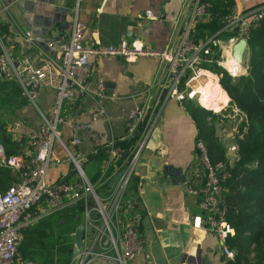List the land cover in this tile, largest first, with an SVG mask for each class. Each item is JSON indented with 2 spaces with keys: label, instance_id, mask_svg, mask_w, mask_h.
<instances>
[{
  "label": "built area",
  "instance_id": "1",
  "mask_svg": "<svg viewBox=\"0 0 264 264\" xmlns=\"http://www.w3.org/2000/svg\"><path fill=\"white\" fill-rule=\"evenodd\" d=\"M75 1L68 31H49L42 45L37 44L29 30H12L32 49V56L18 57L11 42L9 27L12 25L7 26L8 30H2L0 24V79L13 80L20 89V97L34 106L41 90L48 89L53 93L52 104L47 110L36 107L40 122L26 135L28 152L25 156L7 155L0 143V167L9 169L14 177V182L0 192V264H31L18 254L20 230L49 213L77 204L80 223L84 227L81 247L74 244L76 253L67 264H91L93 261L130 264L135 256L141 254L145 239L139 230L140 206L137 196L130 193L129 184L149 130L158 120L160 101L167 97L176 101L193 99L200 95L194 83L202 86L210 80L219 85V74L208 67L213 63L232 76L245 73L244 64L239 66L241 71L233 74L224 63L227 55L232 57L233 45L238 40L247 42L250 31L264 17V2L244 9L234 1L220 19L218 30L200 39L195 35V25L208 19L210 5L204 0H190L189 16L177 37L176 46L156 50L124 40L117 44L84 43V27L76 17L77 4L83 0ZM144 16L152 18L151 11L145 10ZM104 57L125 60L148 57L162 64L156 85L165 91L163 98L143 96L141 103L128 109L124 116V134L119 139L113 136L103 139L93 127V123L102 117L105 92L101 78L94 80L93 88L87 86V81L91 76V62ZM84 97L92 101L90 121L73 123L69 138L63 141L58 131L63 121L62 106ZM203 106L208 108L205 104ZM81 131L89 134L87 152L81 149ZM132 137L135 138L129 145L122 147L119 144V141ZM55 144L62 151V157L54 154ZM194 145L201 178L194 183L185 181L183 190L197 197L198 207L203 213L198 217L199 225L218 237L222 253L234 264L233 251L225 246V239L232 235L233 230L224 219L222 164L210 161L202 140L197 139ZM100 150L104 157L95 160L98 166L94 165L88 174L85 164L94 160L91 157ZM122 153H125L123 158ZM63 160L72 165L76 180L67 182L60 178L47 182L48 167ZM119 170L122 171L120 176L109 188V178ZM96 190L100 193L97 194ZM88 192L92 194V200L88 199ZM91 209L96 211L97 218L90 217Z\"/></svg>",
  "mask_w": 264,
  "mask_h": 264
},
{
  "label": "crops",
  "instance_id": "2",
  "mask_svg": "<svg viewBox=\"0 0 264 264\" xmlns=\"http://www.w3.org/2000/svg\"><path fill=\"white\" fill-rule=\"evenodd\" d=\"M190 0H83L77 4L76 17L82 23L83 42L87 44H117L121 40L162 50L176 46L177 37L189 16ZM242 8L253 7L264 0H232ZM75 0H19L7 3L0 0V24L12 34V47L19 57L33 55L31 48L12 32L29 30L38 45L45 35L56 30L66 33L74 14ZM150 10L152 18L144 11ZM162 64L154 58L121 59L97 58L91 62V76L87 86L93 88L94 80L101 78L105 100L101 119L93 123L94 129L106 139H117L124 134V116L131 107L148 99L162 97L163 89L156 85L161 76ZM161 88V89H159ZM51 90H41L35 106L24 102L7 118L0 120L1 132L11 140L20 142L17 154L25 156L27 133L39 125L36 107L47 110L52 104ZM163 98V97H162ZM92 101L84 97L75 103H64L63 118L58 126L60 138L66 141L70 127L75 122L90 121ZM156 124L149 130L133 169L129 191L137 196L140 212V232L145 239L143 252L130 264H232L222 253L220 240L199 225L203 213L196 196L183 190L184 182L194 183L201 178L195 149V123L180 101L164 98L159 104ZM11 120V121H9ZM3 130V131H2ZM81 149L89 150L90 138L86 131L79 133ZM54 154L62 157L58 145ZM98 166L95 160L86 162ZM74 182L76 174L68 160L51 165L45 179ZM91 264H111L93 261Z\"/></svg>",
  "mask_w": 264,
  "mask_h": 264
},
{
  "label": "trees",
  "instance_id": "3",
  "mask_svg": "<svg viewBox=\"0 0 264 264\" xmlns=\"http://www.w3.org/2000/svg\"><path fill=\"white\" fill-rule=\"evenodd\" d=\"M204 1L210 6L207 9L208 19L195 25V35L200 39L217 31L220 19L233 3L232 0ZM247 46L245 73L232 76L215 63L208 66L220 75L219 84L225 91L222 90L217 96L213 106L223 105L228 97L229 105L240 116L236 131L228 141L229 145L234 146L230 156L225 155L227 142L217 140L213 135V126L207 120L210 113L197 106L192 99L185 98L180 102L195 123V141H203L212 163L222 164L224 219L233 230L232 235L226 237L225 246L233 251V263L264 264V17L258 27L250 31ZM24 102L13 80L0 79V110L12 112ZM3 125L0 122V128ZM134 138L119 141V144L125 147ZM0 143L7 155L17 154L20 142L11 140L1 132ZM103 157L100 150L91 159L99 161ZM13 182L14 177L9 169L0 167V192ZM63 210L68 212L66 223H72L74 227L80 214L78 204ZM52 236L49 224L43 219L37 220L31 227H23L20 230L19 256L24 261L38 256L42 260L40 264H60L59 259L55 258L59 239ZM64 252L69 257L67 248Z\"/></svg>",
  "mask_w": 264,
  "mask_h": 264
},
{
  "label": "rangeland",
  "instance_id": "4",
  "mask_svg": "<svg viewBox=\"0 0 264 264\" xmlns=\"http://www.w3.org/2000/svg\"><path fill=\"white\" fill-rule=\"evenodd\" d=\"M235 30L236 29H234V31ZM247 50H248V46H247V42H246V50L244 53V58L247 55ZM225 63H226V61H225ZM244 65H246V64L244 63ZM237 75H240V74H237ZM237 75H233V76H237ZM219 77H220V75H218V79H219ZM220 88L222 89L221 86H220ZM198 98H199V95H196L192 99V101L194 103H196L197 106L205 109L206 111H208L210 113L207 120H209L213 126V135L216 137L217 140L222 139V140H225L227 142L226 148H225V155L230 156L232 154V150L234 149V148L232 149V147H234V146L229 145L230 143H228V141L231 139L234 131H236V126H237L238 122L240 121V116H239L237 110L234 107L229 105V101H228L229 99L228 98H227L228 100L223 105H215L212 108H210V107L204 108L203 103H201ZM215 108H216V110H215ZM213 110H215V111H213ZM6 116H7V111L3 110L0 113V120L7 118ZM9 121H11V120H9ZM85 168H86L85 171L88 174H90V172H91V170L89 169L90 164ZM131 180H130V183H131ZM95 192L97 194L100 193L99 190H96ZM87 196H88L89 200H92V194L90 192H88ZM40 219L45 220L49 224L50 232L53 235L52 237L55 239H57V238L59 239V243L56 246L57 247V250H56L57 256L55 258L59 259L60 264H67L68 263L67 261L72 256L70 250L74 246L73 232H74L75 227L80 223V218H78L76 220L75 226L73 227L72 223H69V222L66 223V221L68 220V212L61 209V210L55 211L53 213H49V214L41 217ZM36 223H37V221H34L33 223H31L29 225V227L35 225ZM56 247H55V249H56ZM66 248L68 249L69 257H67V255L64 252V250ZM18 254L20 255L19 250H18ZM27 261L30 262L31 264H40L42 262L41 258H39L38 256H33Z\"/></svg>",
  "mask_w": 264,
  "mask_h": 264
},
{
  "label": "water",
  "instance_id": "5",
  "mask_svg": "<svg viewBox=\"0 0 264 264\" xmlns=\"http://www.w3.org/2000/svg\"><path fill=\"white\" fill-rule=\"evenodd\" d=\"M18 1L19 0H6L7 3H14V2H18ZM47 34L45 35V37L47 36ZM245 50H246V42L244 40H238L232 47V57H233L234 61L237 63V65L240 66V67L243 66V64L245 63V58H244ZM164 92L165 91H163V93ZM124 156H125V153H122L121 158H123ZM121 172L122 171L119 170L118 172H116L115 174H113L109 178V180L107 182V186L109 188H112L115 185V183H116L118 177L120 176ZM90 217L92 219L97 218L96 211L94 209L90 210ZM76 219H77V216H76ZM83 228H84L83 224L79 223L75 227L74 232H73L74 244L77 247H81V235H82ZM86 231L89 232L90 229L87 227ZM70 252H71L72 255H74L76 253V249L73 247L70 250Z\"/></svg>",
  "mask_w": 264,
  "mask_h": 264
},
{
  "label": "bare ground",
  "instance_id": "6",
  "mask_svg": "<svg viewBox=\"0 0 264 264\" xmlns=\"http://www.w3.org/2000/svg\"><path fill=\"white\" fill-rule=\"evenodd\" d=\"M224 65L233 74L240 71V67L232 59V57H230L228 55H227L226 63H224ZM194 84L196 85L195 89H198L200 91V95L198 98L199 101L201 103L207 105V106H213L215 104L217 96L222 92V89L220 88V86L216 83H213L210 80H206L205 84L202 86H200L196 83H194ZM226 97H227V95H226ZM227 98H226V101H227Z\"/></svg>",
  "mask_w": 264,
  "mask_h": 264
}]
</instances>
